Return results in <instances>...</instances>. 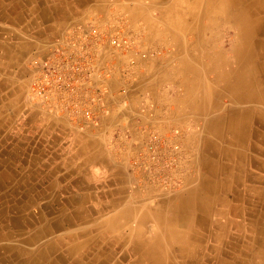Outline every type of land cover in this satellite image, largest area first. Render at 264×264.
Masks as SVG:
<instances>
[{"label":"crops","instance_id":"obj_1","mask_svg":"<svg viewBox=\"0 0 264 264\" xmlns=\"http://www.w3.org/2000/svg\"><path fill=\"white\" fill-rule=\"evenodd\" d=\"M190 2L0 0L1 244L22 219L40 242L61 243L49 253L54 262L68 249L73 264L89 263L90 253L111 264L151 263L132 253V239L164 237L159 226L170 222L174 200L199 184L191 160L206 141L205 48L183 31L195 15ZM120 29L138 41L120 49L102 35ZM81 31L90 38L95 122L50 111L29 91L33 60Z\"/></svg>","mask_w":264,"mask_h":264},{"label":"bare ground","instance_id":"obj_2","mask_svg":"<svg viewBox=\"0 0 264 264\" xmlns=\"http://www.w3.org/2000/svg\"><path fill=\"white\" fill-rule=\"evenodd\" d=\"M187 8L195 15L183 31L205 48L208 78L206 141L191 160L199 184L174 200L170 222L159 226L164 237L152 243L137 233L131 250L149 255L150 264H264V0H192ZM18 222L8 231L12 240L0 243L8 253L0 264H56L57 257L73 264L76 254L63 247L52 261L49 253L61 243L44 244L38 231ZM93 255L87 264H111Z\"/></svg>","mask_w":264,"mask_h":264},{"label":"built area","instance_id":"obj_3","mask_svg":"<svg viewBox=\"0 0 264 264\" xmlns=\"http://www.w3.org/2000/svg\"><path fill=\"white\" fill-rule=\"evenodd\" d=\"M90 32L95 35L100 33L96 27L91 28ZM102 35L112 46L120 49H127L135 43L121 29ZM63 41L56 42L52 55L33 60L34 71L29 91L50 111L67 112L73 118L83 115L87 122H95L96 117L88 105L90 94L86 95L90 82L89 33L81 31L79 37L73 34L65 44H62ZM93 100L102 102L100 95Z\"/></svg>","mask_w":264,"mask_h":264},{"label":"rangeland","instance_id":"obj_4","mask_svg":"<svg viewBox=\"0 0 264 264\" xmlns=\"http://www.w3.org/2000/svg\"><path fill=\"white\" fill-rule=\"evenodd\" d=\"M92 28H93V27H92ZM96 28L101 32V30H100L98 27H96ZM191 33H192V32H188V34L186 33V35H188L189 38H191V37H192ZM109 34H110V33H107V35H109ZM129 34H130V33H129ZM130 37L133 39L134 42H137V41H138V38H137L135 35L130 34ZM29 88H30V86H29ZM37 102H38V101H37ZM38 103H39V102H38ZM178 183H182V181L179 180ZM181 185H182V184H181ZM181 185H180V186H181ZM180 186H179V185L176 186L175 189L179 188Z\"/></svg>","mask_w":264,"mask_h":264}]
</instances>
